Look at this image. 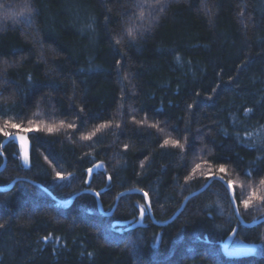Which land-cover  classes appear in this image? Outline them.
<instances>
[{"label":"trees","instance_id":"obj_1","mask_svg":"<svg viewBox=\"0 0 264 264\" xmlns=\"http://www.w3.org/2000/svg\"><path fill=\"white\" fill-rule=\"evenodd\" d=\"M6 121L0 264H264V0H0Z\"/></svg>","mask_w":264,"mask_h":264},{"label":"snow or ice","instance_id":"obj_2","mask_svg":"<svg viewBox=\"0 0 264 264\" xmlns=\"http://www.w3.org/2000/svg\"><path fill=\"white\" fill-rule=\"evenodd\" d=\"M129 34H131V33H129ZM137 123H144V121H138ZM29 124L31 125L32 124V121H29ZM63 126H64V124H63V122H61L60 123V127H63ZM107 126L108 125H101V128L107 127ZM153 126H155V125H153ZM68 127H74V126L73 125H68ZM8 128H20V125L15 124V123H13L11 121H6L5 124H4V126L3 127H0V133H3L4 137H6V138L11 137V133L9 131H7ZM28 130H31V129H28ZM46 130L48 132H52V131H55L57 129H56V127H51L50 126V127H47ZM99 130L100 129H96L95 131H99ZM95 131L92 132L91 134H89L88 136H84L82 138L83 139H86V140L87 139H91V136L95 135ZM16 138L19 139V141H20L21 153H22V156H23V159H24L25 163H27L28 160H29V156H28V152H27V138L25 136L19 135V134H17V137ZM164 143L165 144L172 143L174 146H177L178 145V142L177 141H172V140H168V139H166L164 141ZM179 146L180 147H183V145H179ZM141 166L143 167V164ZM199 167H200V165H197V168H199ZM87 171L89 172V174H91L92 169L89 168ZM220 171L221 172L225 171V169L223 168V166H221ZM56 176L60 180L66 179V177L63 176V175H61V173H59V172L56 173ZM109 179H111V178L109 177ZM261 183L264 184V181H261ZM228 186L229 187L232 186L231 182H229V185ZM97 195H99V193H97ZM147 195H148L147 193H144L145 198H147ZM242 203H243L245 209H247L249 207L250 203H251V200H245ZM143 214H144V208H143V206H141L140 215L143 216Z\"/></svg>","mask_w":264,"mask_h":264},{"label":"water","instance_id":"obj_3","mask_svg":"<svg viewBox=\"0 0 264 264\" xmlns=\"http://www.w3.org/2000/svg\"><path fill=\"white\" fill-rule=\"evenodd\" d=\"M19 135H20V134H19ZM13 137H17V134H13V135H11V137H9V138H13ZM28 150H29V144H28V141H27V152H28ZM2 166H3V165H2ZM98 166H99L98 163L95 164V165L91 168L92 171L95 170ZM213 178H218V177H211L203 187H201V188H199V189H197V190L191 192V193H190V194L184 199V201H183L181 207H180V208H179V209H178V210L172 215V217H171L169 220H172V219H173V218L179 213V211L182 209V207H183L185 201L187 200V198H189L190 196H192V195H194V194L200 192L201 190H203V189H204V188H205V187L211 182V180H212ZM16 180H17V179H14V180H13V181H12L7 187L11 186ZM221 180L223 181L224 185H225L226 188L228 189V192H229L230 198H231L232 203H233V207H234V209H235L236 216H237V218H238V220H239V222H240L241 224H244V225H253V224H255V223H257V222H259V221H261V220H264V217H262V218H260V219H258V220H255V221H251V222H245L243 219H241V217L239 216V214H238V212H237V208H236L235 201H234V197H233V190H232V188L228 186V185H229L228 182H226V181L223 180V179H221ZM5 188H6V187H5ZM132 191H133V190H128V191H123L122 193L132 192ZM73 197H74V196H73ZM73 197H71L69 200H67V201H65V202L63 201V203H65V204L69 203V202L73 199ZM96 198H97V201H98L99 209H100V211L102 212L101 204H100V201H99V198H98L97 194H96ZM146 202L148 203V199H147V198H146ZM169 220H168V221H169ZM139 223H140V222H139ZM139 223H138V224H139ZM113 225H122V223H121V222H115ZM134 226H135V224H131L130 226L126 227V229L133 228ZM119 231H121V230H119Z\"/></svg>","mask_w":264,"mask_h":264},{"label":"rangeland","instance_id":"obj_4","mask_svg":"<svg viewBox=\"0 0 264 264\" xmlns=\"http://www.w3.org/2000/svg\"><path fill=\"white\" fill-rule=\"evenodd\" d=\"M222 247L223 250L228 254H237L240 252H257L255 251L254 245H243L233 234L227 237V239L223 242Z\"/></svg>","mask_w":264,"mask_h":264}]
</instances>
